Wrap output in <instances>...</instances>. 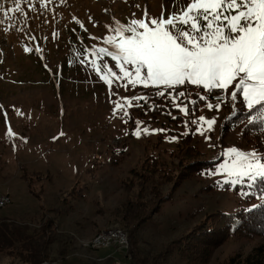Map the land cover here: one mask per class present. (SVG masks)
<instances>
[{
  "label": "rangeland",
  "instance_id": "1",
  "mask_svg": "<svg viewBox=\"0 0 264 264\" xmlns=\"http://www.w3.org/2000/svg\"><path fill=\"white\" fill-rule=\"evenodd\" d=\"M41 2L45 7H40ZM189 2L32 0V8L22 4L24 14H10L16 19L0 25V194L9 195L12 201L0 209V218L35 224L41 217V208H56L62 194L79 182L87 188L85 197L56 219L59 231L72 242L71 264H130L125 257L127 250L113 247L93 250L89 245L100 230L109 229V212L120 208L124 201L123 182L129 170L137 167L157 142L158 135L142 133L136 138L128 134L123 112L113 114L114 102L124 103L122 98L133 97L144 90L143 86L133 88L127 80H116L109 89L91 66L95 57L85 49L105 46L102 39L110 34L109 27L115 28V21L127 24L132 18H144L145 10L149 19L159 18L161 12L167 18ZM74 17L83 23V28ZM9 23L13 27L5 32ZM25 47L33 51L26 53ZM37 47L41 52L35 51ZM97 62L108 63L120 75L110 57H101ZM236 105L240 107L239 99ZM231 112L230 99L219 110H209L204 105L197 115L181 112L184 125L190 126L184 130L192 129L194 143L204 158L214 159L218 155L222 158L217 166L224 163L226 157L222 153L230 147L254 150L251 139L242 137L238 128L222 133L219 139V126ZM200 116L217 120L211 131L204 125V135L191 124ZM143 127L159 129L155 123ZM9 129L14 134L11 138L6 135ZM23 170L38 171L49 178L38 199L27 191L21 179ZM224 179V174L187 176L172 199L163 202L159 212L140 231L137 238L140 248L153 253L160 244L198 224L204 215L215 211L237 212L248 205L240 195L245 190L237 192L231 185H222ZM31 183L35 193L41 189L40 183ZM156 189L161 194L167 191ZM151 195L147 199H152ZM260 245H264V237L229 239L211 253L205 264H220L237 254L245 257ZM145 253L142 256H147ZM0 264L9 261L0 259ZM171 264L183 261L176 259Z\"/></svg>",
  "mask_w": 264,
  "mask_h": 264
},
{
  "label": "snow or ice",
  "instance_id": "2",
  "mask_svg": "<svg viewBox=\"0 0 264 264\" xmlns=\"http://www.w3.org/2000/svg\"><path fill=\"white\" fill-rule=\"evenodd\" d=\"M22 4L33 7L32 0H0L3 17L0 25L5 20L11 22L16 19L10 14H24ZM40 7H45V4L41 2ZM73 19L76 20L75 17ZM76 22L84 27L82 22ZM115 25V28H108L110 34L102 39L105 46L94 45L85 49L95 57L90 61L91 66L109 89L114 81L127 80L133 88L137 85L144 89L155 88L157 97L169 95L179 99L187 96L186 91L180 90L182 86H195L205 93L198 95L209 110H219L230 99L232 116L246 108L249 125H260L264 129V0H190L167 18L161 12L159 18L149 19L145 10L144 18H132L127 24L115 21ZM12 27L13 24L9 23L4 31ZM24 51L32 52L33 49L25 47ZM35 51L39 53L41 49L37 47ZM101 57H110L120 75L113 72L108 63H98ZM110 95L115 93L110 92ZM211 98L216 100L215 104L207 102ZM122 99L124 103L114 102L113 114L123 112L127 118L126 106L133 101H146L148 97L141 95ZM238 99L239 108L236 105ZM179 110L188 112L187 107ZM142 123L137 120L131 133L136 138H140L142 133L167 132L163 128H141ZM216 123L215 117L205 116L191 121L201 135H204V125L211 131ZM6 135L11 138L14 134L9 129ZM182 135L187 136L189 132ZM169 140L174 142L178 137L171 136ZM222 155L226 157L224 163L216 166L214 171L202 174H224L225 179L220 183L232 187L244 185L247 181V188L253 191H241V197L255 196V186L264 182V155L254 150L240 151L236 147L226 149ZM257 198L260 203L244 210L264 211V188Z\"/></svg>",
  "mask_w": 264,
  "mask_h": 264
},
{
  "label": "trees",
  "instance_id": "3",
  "mask_svg": "<svg viewBox=\"0 0 264 264\" xmlns=\"http://www.w3.org/2000/svg\"><path fill=\"white\" fill-rule=\"evenodd\" d=\"M180 90L186 91L187 96L179 99L169 95L157 97L155 88L141 89L140 93L133 96L144 95L148 99L133 101L128 108V117L123 116L129 126L130 135L136 128L137 120L143 122L141 126L155 123L159 128L167 130L158 133L157 142L150 147V151L147 154L145 151L146 155L137 163V167L129 170L123 182L124 201L120 208L109 212L111 224L108 228L118 227L127 236L128 249L125 257L129 259L130 264H171L172 260L176 259L183 261V264H205L211 253L229 239L264 237V211L244 210L260 203L257 197L264 188V182H258L254 189L255 196L245 197L244 201L248 205L239 211H215L206 214L198 224L160 244L153 253H145V250L140 248L137 239L140 231L144 230L152 216L159 212L161 204L172 199L181 181L191 174L200 175L214 171L222 159L219 155L214 159H205L204 153L194 143L195 135L192 129L184 130L190 126L184 125L179 108L187 107L186 115H197L200 108L206 106V102L199 99V95L205 93L195 86H182ZM213 99L207 102L216 103ZM193 100L196 101L195 104L192 103ZM248 116V111L238 110L236 116H232L231 112L219 126V139H222V133L238 128L242 137L251 139L254 150L264 155V129L260 125H249ZM185 131H188L189 135L183 136ZM171 136H177L178 140L170 142ZM21 179L27 185V191L38 199L49 178L38 171L23 170ZM31 181L40 183L41 189L38 192L31 190ZM155 188L162 191L166 188L167 191L164 190L161 194ZM86 189L76 182L69 191L62 194L56 208H41V217L35 224L0 218V259H7L9 264H71L72 242L68 235L59 231L56 219L71 211L74 204L85 197ZM233 189L237 192L240 189L253 191L247 188L246 183ZM150 194L153 195L152 199H147ZM144 253L151 257L142 256ZM220 264H264V245L258 246L245 257L237 254Z\"/></svg>",
  "mask_w": 264,
  "mask_h": 264
},
{
  "label": "built area",
  "instance_id": "4",
  "mask_svg": "<svg viewBox=\"0 0 264 264\" xmlns=\"http://www.w3.org/2000/svg\"><path fill=\"white\" fill-rule=\"evenodd\" d=\"M11 198L9 195L0 194V206L6 205ZM99 246L104 249L105 247L117 248L119 251L124 252L128 248V240L124 231L118 227H113L111 230L105 232V240Z\"/></svg>",
  "mask_w": 264,
  "mask_h": 264
},
{
  "label": "bare ground",
  "instance_id": "5",
  "mask_svg": "<svg viewBox=\"0 0 264 264\" xmlns=\"http://www.w3.org/2000/svg\"><path fill=\"white\" fill-rule=\"evenodd\" d=\"M75 5V4H73ZM12 203V201H9L6 205H2L0 206V209H3L7 206H9L10 204ZM113 228V227H112ZM112 228H109V229H103V230H100L95 237H93V239L91 240L90 242V245L89 247L93 250H97V249H102L101 246H99L101 243L104 242L105 240V232L111 230ZM125 233V232H124ZM107 248H112V247H105L104 249H107Z\"/></svg>",
  "mask_w": 264,
  "mask_h": 264
}]
</instances>
